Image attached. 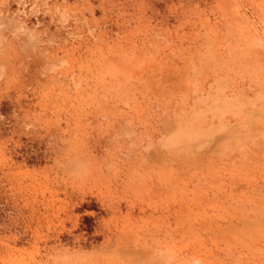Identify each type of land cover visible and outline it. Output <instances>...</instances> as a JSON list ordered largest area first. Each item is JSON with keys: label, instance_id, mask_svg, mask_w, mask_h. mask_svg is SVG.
<instances>
[{"label": "rangeland", "instance_id": "1", "mask_svg": "<svg viewBox=\"0 0 264 264\" xmlns=\"http://www.w3.org/2000/svg\"><path fill=\"white\" fill-rule=\"evenodd\" d=\"M0 264H264V0H0Z\"/></svg>", "mask_w": 264, "mask_h": 264}]
</instances>
